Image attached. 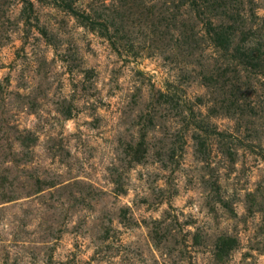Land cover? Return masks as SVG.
Wrapping results in <instances>:
<instances>
[{"label": "rangeland", "instance_id": "rangeland-1", "mask_svg": "<svg viewBox=\"0 0 264 264\" xmlns=\"http://www.w3.org/2000/svg\"><path fill=\"white\" fill-rule=\"evenodd\" d=\"M0 264H264V0H0Z\"/></svg>", "mask_w": 264, "mask_h": 264}, {"label": "trees", "instance_id": "trees-1", "mask_svg": "<svg viewBox=\"0 0 264 264\" xmlns=\"http://www.w3.org/2000/svg\"><path fill=\"white\" fill-rule=\"evenodd\" d=\"M231 29V26L229 27V28H226V30H230ZM216 39H217V42H219V43H222L223 42V38H226L227 39V37H229V36H225V35H220V32H217L216 31Z\"/></svg>", "mask_w": 264, "mask_h": 264}]
</instances>
